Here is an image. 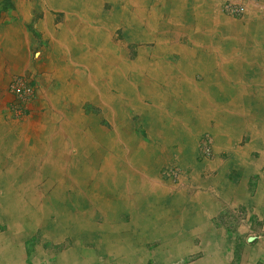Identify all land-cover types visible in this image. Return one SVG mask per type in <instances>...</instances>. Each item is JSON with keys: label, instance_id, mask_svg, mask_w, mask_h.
I'll list each match as a JSON object with an SVG mask.
<instances>
[{"label": "crops", "instance_id": "1", "mask_svg": "<svg viewBox=\"0 0 264 264\" xmlns=\"http://www.w3.org/2000/svg\"><path fill=\"white\" fill-rule=\"evenodd\" d=\"M223 1L0 0V187L13 188L16 173L34 170L93 174L88 188L99 200L92 216L105 227L93 232L95 264H152L148 242L160 248L155 264L197 251L213 253L204 264H242L246 248L249 264H264V232L254 244L242 242L258 237L254 222L264 231V0L247 1L244 22L225 14ZM249 22L248 32L240 25ZM16 75L41 81L55 110L48 114L39 100L28 122L11 121L8 85ZM88 97L116 134L96 118L76 119ZM45 114L52 123L40 132L48 148L39 153L40 134L8 126ZM203 135L214 157L198 163ZM166 165L188 173L181 190L160 180ZM16 232L0 218V264H11L2 263V252L14 258L18 248L22 264H48L33 261L37 245L72 239H45L38 227L19 241Z\"/></svg>", "mask_w": 264, "mask_h": 264}, {"label": "rangeland", "instance_id": "2", "mask_svg": "<svg viewBox=\"0 0 264 264\" xmlns=\"http://www.w3.org/2000/svg\"><path fill=\"white\" fill-rule=\"evenodd\" d=\"M224 1L222 2L221 7H222V10L225 12L226 15H228V16H230L232 18H236L240 22H244L246 20V18H245L246 14L244 16H241V17H235V16H232L229 13H227V11H225L223 9ZM252 1L255 2L257 0H252ZM240 26H242V28H246L245 31H248V32H249V29H250V31L252 29H254V27L251 24V22H249L247 24H241ZM40 51H41V47L38 44L35 47V54L34 55H35V59H39L41 61L43 53H41ZM134 53L135 52L132 49L131 55H133ZM16 76H19V75H16ZM14 77L15 76H13L12 78H14ZM12 78L10 79V81L12 80ZM37 88H38V98L32 103V105L30 106V110L28 112H26L24 115H18V114L15 113L14 109L12 108V101L7 105V109L9 111V115H10V120L11 121H15V122H18V123H20V122L24 123L25 121L28 122L29 118L31 116H33V114L35 112V109H34L35 105H36V103L39 100H43V102L45 103L44 105H46L47 109H45L44 111H46V112L48 111V114L50 112L52 113V111L55 110V108H53V105H54L55 102L52 103L50 98H48L49 95L42 90L41 81L40 82L37 81ZM8 90H9V85H8ZM9 92H10L12 98H13V94L11 93L10 90H9ZM90 101L93 102L95 100H93L90 97H88L87 100L82 99L81 109L76 108V112H75L76 113V119H79V120L83 119L81 122L84 123V119H86V118H88L90 120L96 118V120L100 123V125L105 130L107 129V131L109 133H111V134H116L117 133V129L116 130L112 129L111 131H109L110 128L106 127L107 125H109L110 118H108V116L106 115L105 110H104V115L107 118L105 116L101 115L102 112H101L100 108L96 107V105H93L94 103H91ZM44 111H42V112L44 113ZM48 114H45L46 116L44 115L45 116L44 120H39L36 117H35L36 119L32 118L33 123L31 125L26 124V125H23V127H18V125L14 124V123H10L8 127L13 128L15 131L17 129V131H19V132L20 131H22V132H31L33 135L37 134V136H39L38 134H40L42 128L44 126H49L52 123L49 118H46ZM262 117H264V109L262 111ZM62 118H64V117L62 116ZM56 124H58V123H56ZM129 126H130V131L133 132L132 131L133 129H132L131 125H129ZM139 131L141 133L144 132L143 130H139ZM121 133L123 135L124 132H120V134ZM42 135H43V132L36 139V141L38 142V144L40 143V145L38 147H35V151H37L39 153L44 151L43 146H45V147L47 146V144L45 143V140H43V138H42ZM207 138H208V136L203 135V137L199 141L198 157H197V162L198 163H201V162L205 161L208 158H213L214 157V152H213L212 155H210L208 157L202 156L200 154L202 149H203V147H204L203 145L207 143V141H206ZM120 141H122V139ZM120 141H114L113 143L115 144V146L116 145L118 146L119 144H117V143H119ZM43 143H44V145H43ZM207 144L211 145V147H212V140L208 141ZM150 145H145L144 146V150L149 149ZM120 146H118L117 150H121L122 149ZM47 148H48V146H47ZM212 150H213V148H212ZM73 157H75L76 161H78V162L79 161H87V158H85V157L84 158H80V157H78L76 155H73ZM41 158H43V157H41ZM101 158H102L101 162L103 161L104 164L108 160V158H106L104 156L101 157ZM120 163H121V160L117 161L116 165L119 166ZM166 166H176V165H166ZM166 166L162 167V169L160 171V175H159L160 180L163 183H165L168 187L173 189V190H177L178 191V189L181 190L183 187H185L186 182H185L184 178H185L186 174H188V173L185 172L186 170L184 168H182L181 166L177 165V167L180 168L181 173H180L179 179L177 181H173L170 178H166L164 176V174H163V169ZM50 168H52V167H50ZM188 171H190V170H188ZM4 175H8V174H2L1 175L2 178L4 177ZM59 175L58 174H49V173L47 174V172H43V171H38L37 172V170H34L32 173L28 172L27 174L26 173L25 174L16 173L17 183H15V180H14L12 182V184H14V189H16L15 195H18L17 200H20L21 203H22L21 206L22 207L23 206H25V207L28 206L29 209L33 208L32 201H31V195L35 193L36 194V205L38 204V200H41L42 202L45 201L47 203V206L49 207V208L48 207L46 208V215H45V217L43 216V218H42L43 220L40 221V223L37 226H35L34 228H32L30 231H26L24 234H20V236H17V239H19V237H20L19 241H21V238L23 236H26L27 234H30L31 231H33V232L36 231V229L38 227L42 230V234H43L45 239L58 240L61 237L63 238L64 236H70L75 241V243H74V241L72 239L67 238V240H65L63 242H48V243H44L43 244L44 246L43 245H37L36 250L34 252H32V254H31V257H32L33 261L34 262L46 261V262H48V264H57V263L58 264H60V263L61 264H95L97 262V259H96V254H97L96 253V248L98 246L97 240L99 238H95L94 235H93V232L97 229V227H99V228L101 227V230H105L104 229L105 227L100 225L99 223H97L95 218H93V216H92V209H91L92 205H93L94 201L99 200L98 197L94 193H92V190H90L88 188V186H90L91 180H92V179L90 180V176L93 175V174L86 173V175H85L84 173H75L74 172V173L61 174L60 175L61 177ZM113 175H114L113 181L115 182L113 184L114 185L119 184L120 181L117 180V176L115 175V171H114ZM28 177H30V178H28ZM49 177L52 178L51 179L52 182L50 181ZM53 178H54V180H58V181H53ZM62 178L64 179L63 181H62ZM47 180H49V181H47ZM2 182L3 181L1 179V183ZM56 185H58V186H56ZM18 186H20V187L18 188ZM84 186H86V188ZM62 188H63L64 191L62 190ZM58 189H59V191H58ZM0 190H1V196H0V218L2 220L4 218V220H3L4 223L8 222V224H9V232H10L11 223L8 221V219L4 215L3 208H1L2 206H4V203H7V200H6L7 194L5 193V190H4L3 187H0ZM32 190H33V192H31ZM114 191H116V188H114ZM177 191H175L176 192V196L180 197V193H178ZM20 192H22V193H20ZM39 192H40V195H39ZM106 192L107 191L105 190L104 193L106 194ZM175 192H173L171 195H173ZM191 193L192 192H188L186 194V196H189ZM10 195H8V196H10ZM10 198L11 197H9V199ZM14 199H15V197H14ZM28 199H30V200H28ZM10 200H13V199H10ZM62 203H63V205H61ZM69 212H70V214H69ZM67 213H68V215H67ZM75 215H76V217H75ZM68 217H69V219H68ZM86 218H88V219H86ZM71 221H72V223H71ZM82 221L83 222L84 221L85 222L91 221L92 225H93L92 229H94V230L87 229L88 223L85 224L86 227H84L85 225L83 224ZM241 222L243 224L248 223V222L244 221V219H242ZM70 223H71V225H70ZM106 223H107V221H105L104 225H106ZM262 223H263L262 221L254 222V224L257 225L255 230L256 229L259 230L258 237L254 236V235H252V236L251 235L244 236L242 238V242L243 243L247 242L249 244H254L257 240H259L260 233L264 232L262 230V228H263ZM62 226H63V228H62ZM49 227H50V230H54V232H55L54 234L53 233L48 234ZM3 235H5V234H3ZM243 243H241L240 245L237 246L238 251L233 256V263H235V262L237 263L240 260V257L243 254V246H241ZM71 247H73V248H71ZM144 248H145V252L147 253V257L145 258V262L147 261L148 263L152 262V264H155V262L157 261L156 260V254H157V256L160 254L159 251H157L158 249H160L159 246H156V245L154 246L153 243H149L148 242L145 245ZM252 252H253V250H251V248H246L244 250V254L241 257V260L243 261L242 264H244L245 262L249 264L248 260L252 259V257H251L252 254H253ZM232 253L233 252H230V253L226 254L228 256L227 258H229V260L232 258V255H233ZM16 254L17 255L14 257V260L12 262H10V263L11 264L12 263L22 264L23 263L22 261L24 260V257H25L24 251H22L20 248H18V251L16 252ZM61 254H62V256H61ZM212 254L213 253H206L205 251H197V252L189 253V254H187V255H185L183 257L180 256L182 258L179 257L180 259L178 258V260H176L173 264H177V263L182 264V263H185V262H188V261H191V260H195L197 258H198V262L195 263V264H204V263L209 262L208 257H210ZM2 256H3L2 261L6 262V260H8V259H6V257L3 254H2ZM60 258H62V259H60ZM64 259L66 261H64ZM52 260H54V262ZM2 263H4V262H2Z\"/></svg>", "mask_w": 264, "mask_h": 264}, {"label": "bare ground", "instance_id": "3", "mask_svg": "<svg viewBox=\"0 0 264 264\" xmlns=\"http://www.w3.org/2000/svg\"><path fill=\"white\" fill-rule=\"evenodd\" d=\"M115 46V45H114ZM120 56V55H119ZM99 62V61H98ZM104 63V62H103ZM105 64V63H104ZM97 65V64H96ZM101 66V65H100ZM107 71V70H106ZM91 86V85H90ZM85 90V89H84ZM97 91V90H96ZM85 92V91H84ZM86 93V92H85ZM84 94V93H83ZM94 96V95H93ZM92 96V97H93ZM101 98V97H100ZM95 99V98H94ZM91 100V99H90ZM103 102H105V101H103ZM105 104H107V103H105ZM115 112V111H114ZM101 131V130H100ZM206 136H208V135H206ZM91 137V136H90ZM209 137V136H208ZM210 138V137H209ZM91 139H92V137H91ZM211 139V138H210ZM212 140V139H211ZM78 142V141H77ZM65 143V142H64ZM81 144H82V141H81ZM94 144V143H93ZM212 145H213V141H212ZM95 146V145H94ZM212 148H213V146H212ZM96 149V148H95ZM214 152V151H213ZM58 160V159H57ZM62 161V160H61ZM60 162V161H59ZM58 162V163H59ZM167 167V166H166ZM56 168V167H55ZM66 169V168H65ZM55 172H56V170H54ZM57 171H59V170H57ZM54 172V173H55ZM57 173V172H56ZM4 174H6V173H4ZM27 174V173H26ZM40 174V173H39ZM48 174V173H47ZM50 174H52V173H50ZM60 174H61V171H60ZM85 175H86V173H84ZM59 175V174H58ZM46 176V175H45ZM49 176V175H48ZM84 176V175H83ZM51 177V176H50ZM49 177V178H50ZM28 178H30V177H28ZM41 178V177H40ZM39 178V179H40ZM48 178V179H49ZM1 179H3V178H1ZM9 179V178H8ZM15 179V178H14ZM22 179V178H21ZM52 178H50V181L52 182V180H51ZM70 179V178H69ZM10 180V179H9ZM64 179L62 178V181H63ZM5 181V180H4ZM21 181V180H20ZM47 181H49V180H47ZM53 181H54V178H53ZM9 182H11V180L9 181ZM24 182V181H23ZM74 182V181H73ZM90 182V181H89ZM26 183V182H25ZM42 183V182H41ZM60 183V182H59ZM63 183V182H62ZM57 184V183H56ZM90 184V183H89ZM5 186L3 187L4 188V190H5V193L7 194V197H6V200H7V203H4V206H2L1 208H3V213H4V215L6 216V218L8 219V221L11 223V225H10V231H12V230H16L17 232V236H20V234H24L26 231H30L32 228H34L35 226H37L39 223H40V221H42L43 219V216L45 217V215H46V208L48 207L47 206V203L45 202V201H41V200H38V204L36 205V194L34 193V194H32L31 195V201H32V206H33V208H30L29 209V207L28 206H21L22 205V203H21V201L20 200H17V198H18V195H15V192H16V189H14V187L13 188H10V187H8V186H6V181H5V184H4ZM9 185V184H8ZM30 185V184H29ZM38 186V185H37ZM57 186V185H56ZM20 186H18V188H19ZM29 187V186H28ZM54 187V186H53ZM62 187V186H61ZM70 187V186H69ZM31 188V187H30ZM79 188V187H78ZM19 190V189H18ZM39 190V189H38ZM42 190V189H41ZM62 190H63V188H62ZM37 191V190H36ZM40 191V190H39ZM58 191H59V189H58ZM64 191V190H63ZM62 191V192H63ZM19 192V191H18ZM23 192V191H22ZM22 192H20V193H22ZM30 192V191H29ZM31 192H33V190L31 191ZM57 192V191H56ZM44 193V192H43ZM48 193V192H47ZM60 193V192H59ZM13 196H11V195ZM8 195H10V196H8ZM24 195V194H23ZM39 195H40V192H39ZM61 195V194H60ZM67 195V194H66ZM26 196V195H25ZM56 196V195H55ZM9 197H11L10 199H13V200H10L9 199ZM14 197H15V199H14ZM23 197V196H22ZM42 197V196H41ZM66 197V196H65ZM48 199V198H47ZM50 199V198H49ZM28 200H30V199H28ZM58 200V199H57ZM65 200V199H64ZM63 200V201H64ZM81 200V199H80ZM47 201V200H46ZM29 203V202H28ZM61 205H63V203L61 204ZM68 205V204H67ZM58 206V205H57ZM49 208V207H48ZM75 208V207H74ZM55 209V208H54ZM69 211V210H68ZM69 214H70V212H69ZM67 215H68V213H67ZM74 216V215H73ZM70 217V216H69ZM69 217H68V219H69ZM75 217H76V215H75ZM89 217V216H88ZM5 218V219H6ZM78 218V217H77ZM66 219V218H65ZM86 219H88V218H86ZM3 220H4V218H3ZM72 220V219H71ZM65 222V221H64ZM83 222V221H82ZM48 223V222H47ZM71 223H72V221H71ZM71 223H70V225H71ZM88 223V227H87V229H91V230H94V229H92L93 228V225H92V222L91 221H87V222H83V224L85 225V224H87ZM42 224V223H41ZM45 224V223H44ZM60 224V223H59ZM64 224V223H63ZM60 226V225H59ZM82 226V225H81ZM41 227V226H40ZM70 227V226H69ZM84 227H86V225L84 226ZM62 228H63V226H62ZM84 229V228H83ZM105 229V228H104ZM60 230V229H59ZM89 231V230H88ZM10 233V232H9ZM13 233H15V232H13ZM51 233H55L54 231L52 232H50V234ZM63 233V232H62ZM48 234H49V232H48ZM59 236V235H58ZM9 237V236H8ZM10 238V237H9ZM17 238V237H16ZM57 238V237H56ZM60 238V237H59ZM104 238V237H103ZM19 239H20V237H19ZM18 239V240H19ZM102 240V239H101ZM103 241V240H102ZM101 241V242H102ZM100 242V243H101ZM9 244V243H8ZM102 246V245H101ZM9 248V247H8ZM4 249V248H3ZM16 250V249H15ZM3 251H8V250H3ZM40 251V250H39ZM9 252V251H8ZM17 252V251H16ZM80 252V251H79ZM67 253V252H66ZM2 254L4 255V253L2 252ZM16 254V253H15ZM63 254V253H62ZM62 254H61V256H62ZM5 256V255H4ZM15 256V255H14ZM60 256V255H59ZM9 259H8V261H10V262H12L13 260H14V258H13V254L12 253H10V255H9ZM63 258V257H62ZM62 258H60V259H62ZM66 258V257H65ZM68 258V257H67ZM79 258V257H78ZM70 259V258H69ZM4 260V259H3ZM61 261V260H60ZM64 261H66L65 259H64ZM2 262H4L5 263V261H2ZM77 262V261H76ZM58 264V263H57ZM61 264V263H60Z\"/></svg>", "mask_w": 264, "mask_h": 264}, {"label": "built area", "instance_id": "4", "mask_svg": "<svg viewBox=\"0 0 264 264\" xmlns=\"http://www.w3.org/2000/svg\"><path fill=\"white\" fill-rule=\"evenodd\" d=\"M247 1L250 0H225L223 9L232 16L241 17L246 14ZM9 90L13 94L12 108L18 115H24L30 110L32 103L38 98L37 81L33 77L19 75L12 78L9 83ZM211 139H206L207 143ZM204 144L201 155L208 157L213 154L211 145ZM180 168L177 166H167L163 169L166 178L177 181L180 177Z\"/></svg>", "mask_w": 264, "mask_h": 264}]
</instances>
